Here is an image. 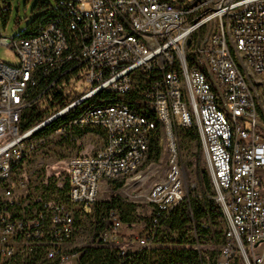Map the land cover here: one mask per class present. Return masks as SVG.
I'll list each match as a JSON object with an SVG mask.
<instances>
[{"label": "built area", "instance_id": "obj_1", "mask_svg": "<svg viewBox=\"0 0 264 264\" xmlns=\"http://www.w3.org/2000/svg\"><path fill=\"white\" fill-rule=\"evenodd\" d=\"M59 6L62 22L10 44L0 36L18 58L16 67L0 62V264H79L74 238L92 222L102 186L157 163H146L157 125L168 167L146 195L152 211L168 215L184 201L177 134L195 128L226 220L216 264H264V0ZM66 87L79 97L22 130L27 110H44ZM78 133L101 136V148L68 159L64 199L36 194L24 165ZM108 223L99 240L114 248L122 222L112 212ZM152 237L134 243L149 248Z\"/></svg>", "mask_w": 264, "mask_h": 264}, {"label": "trees", "instance_id": "obj_2", "mask_svg": "<svg viewBox=\"0 0 264 264\" xmlns=\"http://www.w3.org/2000/svg\"><path fill=\"white\" fill-rule=\"evenodd\" d=\"M53 1L55 7L48 0L36 1L33 12L37 15L18 37H27L49 23L58 20L63 21L62 8L59 6L60 0ZM78 97L79 95L69 87L53 92L47 100L44 110L31 108L24 113L21 122L22 130L30 128L36 122L47 118L51 112L64 108ZM82 106L69 113L53 127L78 114ZM131 109L138 113L141 111L132 107ZM145 114L148 119L152 118L151 114L147 112ZM178 132L182 137L195 141L201 151V144L195 128L190 130L180 129ZM159 140L160 131L159 125H157L150 138L146 163L160 160L162 149L159 146ZM197 175L200 183V193L192 197H185L184 201L171 210L168 215L160 214L156 216L152 211L151 217L147 220L146 230L153 235L151 247H137L136 250L128 249L122 256L119 254L121 245L109 248L102 244L99 237L108 228L112 212L120 217L119 212L123 201L115 194H112L108 201H97L92 212V222H90V241L79 249L81 251L79 264H216L220 252L215 250V244L220 238L221 232L213 230L211 225H215L213 222L222 217V212L214 200L206 166L200 169ZM122 185L123 182L111 183V191L113 193L117 192ZM67 189L68 186L65 185L64 189L58 190V196L61 199L65 198ZM155 220L156 223H154ZM132 241L133 239L129 238V242ZM222 242L224 245L223 236ZM155 245H159V247H155ZM234 264H237V262H234Z\"/></svg>", "mask_w": 264, "mask_h": 264}, {"label": "rangeland", "instance_id": "obj_3", "mask_svg": "<svg viewBox=\"0 0 264 264\" xmlns=\"http://www.w3.org/2000/svg\"><path fill=\"white\" fill-rule=\"evenodd\" d=\"M37 0H0V36L10 44L11 40L24 32L27 26L35 19L33 12ZM55 7L53 0H48ZM0 62L8 66L16 67L18 58L15 53L5 46L0 47ZM180 148V165L183 172L185 197H192L200 193L198 171L205 166L202 150L197 143L189 138L177 134ZM103 139L101 136L80 134L72 137L55 139L41 153L34 156L31 162H27L23 168L26 182L34 189L36 194H42L46 199L60 200L58 190L66 185V163L72 156L88 155L101 148ZM162 147V155L159 162L149 167H142L138 173L123 179L122 187L117 192H112L109 184H104L99 194L98 202H105L112 194L117 195L123 202L120 208L122 226L118 229L121 248L124 250H136L135 240L140 238L147 230L148 219L152 215L146 195L154 182L163 178L167 171L168 154ZM146 168V169H145ZM44 188V191H43ZM211 225L213 230L221 232L220 238L215 244V250L220 252L223 247L222 236L226 229L224 215L216 219ZM90 225L88 219H84L78 230L74 244L83 247L90 241ZM217 228V229H216ZM129 238L133 241L130 243ZM159 247V245H155Z\"/></svg>", "mask_w": 264, "mask_h": 264}]
</instances>
